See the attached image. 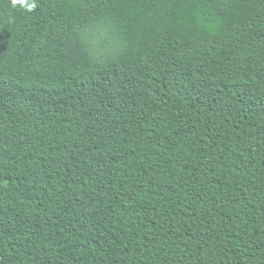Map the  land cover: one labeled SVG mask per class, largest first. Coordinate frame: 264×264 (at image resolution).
Returning a JSON list of instances; mask_svg holds the SVG:
<instances>
[{"label": "trees", "instance_id": "16d2710c", "mask_svg": "<svg viewBox=\"0 0 264 264\" xmlns=\"http://www.w3.org/2000/svg\"><path fill=\"white\" fill-rule=\"evenodd\" d=\"M0 264H264V0H0Z\"/></svg>", "mask_w": 264, "mask_h": 264}]
</instances>
